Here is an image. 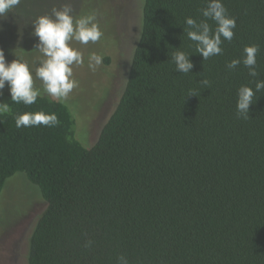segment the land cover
I'll return each mask as SVG.
<instances>
[{
    "label": "trees",
    "instance_id": "trees-1",
    "mask_svg": "<svg viewBox=\"0 0 264 264\" xmlns=\"http://www.w3.org/2000/svg\"><path fill=\"white\" fill-rule=\"evenodd\" d=\"M221 2L234 36L203 60L185 18L204 20L207 0H141L122 90L90 148L63 100L5 101L0 195L23 174L44 202L25 264H118L120 255L129 264H264V90L249 119L236 113L238 89L264 80V0ZM253 44L257 77L243 64L226 67ZM178 50L190 73L176 71ZM26 112L55 114L59 124L17 128Z\"/></svg>",
    "mask_w": 264,
    "mask_h": 264
},
{
    "label": "rangeland",
    "instance_id": "rangeland-1",
    "mask_svg": "<svg viewBox=\"0 0 264 264\" xmlns=\"http://www.w3.org/2000/svg\"><path fill=\"white\" fill-rule=\"evenodd\" d=\"M68 0H20V3L0 17V50L5 61L26 63L33 75L34 88L46 94L43 83L35 70L46 58L35 44L38 37L33 34L34 22L40 16H52V9H60ZM74 21L95 13L96 23L103 32L95 44L71 46L83 48L84 64L73 65V78L78 87L69 93L64 102L75 120L76 139L84 148H90L111 115L122 90L126 66L135 46L138 34L141 0H70ZM80 51V50H79ZM102 56L100 66L92 71L88 67V56ZM7 82L0 90V103L10 98ZM44 202L38 191L31 187L23 174L9 179L0 195V264H25L27 238L36 216L42 211ZM8 258V259H6Z\"/></svg>",
    "mask_w": 264,
    "mask_h": 264
},
{
    "label": "clouds",
    "instance_id": "clouds-1",
    "mask_svg": "<svg viewBox=\"0 0 264 264\" xmlns=\"http://www.w3.org/2000/svg\"><path fill=\"white\" fill-rule=\"evenodd\" d=\"M20 0H0V17L11 12ZM72 7L70 0L65 2L60 9L53 8L52 16H40L34 22L33 34L38 37L35 49H38L46 57L35 70V75L43 83L44 91L57 99H66L69 93L76 87L78 82L73 78V65H83L84 56L81 51L71 46L73 41L82 45L90 42L95 44L103 36L95 13L83 16L78 20L71 15ZM204 20L197 21L191 17L185 18L187 26V37L195 42L196 52L203 60L220 55L223 52L222 43L226 40L231 42L236 27L235 18L229 17L227 9L221 0H207V7L201 9ZM212 20L216 27L213 28L207 22ZM258 45L245 46L242 59H232L226 64L229 70L236 69L243 64L248 69V75L257 77V53ZM102 56L92 53L88 56V67L95 71L102 64ZM172 61L176 71L190 73L193 65L189 60V54L184 51H176L172 54ZM9 87L11 101L23 102L25 105H32L37 101L40 90L34 88L32 72L26 63L13 60L11 63L5 61L3 50H0V90H3L5 83ZM205 88L210 81H200ZM264 90V80H256L255 90L248 86H241L237 92L236 113L241 119H249V106L254 103L256 92ZM188 95L196 96V90H190ZM187 95V96H188ZM10 111L8 104L0 103V114ZM15 124L17 128L30 126L55 127L59 120L55 114L44 112L24 113L19 115ZM92 241L88 240L85 247H91ZM118 264H129L126 256L117 257Z\"/></svg>",
    "mask_w": 264,
    "mask_h": 264
},
{
    "label": "flooded vegetation",
    "instance_id": "flooded-vegetation-1",
    "mask_svg": "<svg viewBox=\"0 0 264 264\" xmlns=\"http://www.w3.org/2000/svg\"><path fill=\"white\" fill-rule=\"evenodd\" d=\"M6 259H8V258H6ZM2 264H9L8 263V260H3V263Z\"/></svg>",
    "mask_w": 264,
    "mask_h": 264
}]
</instances>
